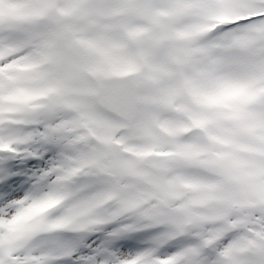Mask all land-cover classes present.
Listing matches in <instances>:
<instances>
[{
    "label": "snow or ice",
    "instance_id": "1",
    "mask_svg": "<svg viewBox=\"0 0 264 264\" xmlns=\"http://www.w3.org/2000/svg\"><path fill=\"white\" fill-rule=\"evenodd\" d=\"M0 264H264V0H0Z\"/></svg>",
    "mask_w": 264,
    "mask_h": 264
}]
</instances>
